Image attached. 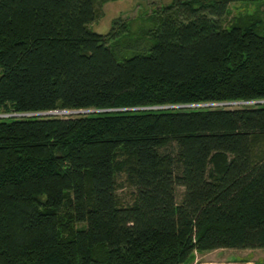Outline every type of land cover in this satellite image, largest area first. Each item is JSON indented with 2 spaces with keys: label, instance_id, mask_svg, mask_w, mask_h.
<instances>
[{
  "label": "trees",
  "instance_id": "16d2710c",
  "mask_svg": "<svg viewBox=\"0 0 264 264\" xmlns=\"http://www.w3.org/2000/svg\"><path fill=\"white\" fill-rule=\"evenodd\" d=\"M106 1L0 0V264L264 249V0Z\"/></svg>",
  "mask_w": 264,
  "mask_h": 264
},
{
  "label": "rangeland",
  "instance_id": "374dc122",
  "mask_svg": "<svg viewBox=\"0 0 264 264\" xmlns=\"http://www.w3.org/2000/svg\"><path fill=\"white\" fill-rule=\"evenodd\" d=\"M172 0H107L102 7V14L93 24V30L108 32L113 22L116 19L125 21L132 30H137L140 26L145 25L148 29L152 28V22L147 20L158 8L171 3ZM231 12L233 14L253 13L256 10H261L264 13V2L259 4L257 2H236L230 4ZM136 52L145 53L147 50H140L135 48L124 47L119 53L117 51L118 59H123L133 55ZM217 104V103H216ZM236 104V103H235ZM209 105V104H208ZM95 110H90L93 112ZM57 113H68L58 111ZM11 116V114L0 113V117ZM132 189L129 187L123 188L120 191L126 199L131 198ZM183 194V188L179 187L177 196L180 200ZM185 264H264V249H234V248H220L210 251L199 252L196 251L193 257Z\"/></svg>",
  "mask_w": 264,
  "mask_h": 264
},
{
  "label": "built area",
  "instance_id": "2783aa9c",
  "mask_svg": "<svg viewBox=\"0 0 264 264\" xmlns=\"http://www.w3.org/2000/svg\"><path fill=\"white\" fill-rule=\"evenodd\" d=\"M210 105H217V104H213V103H212V104H210ZM79 111H81V112H83V113H84V112H88L87 110H86V111H85V110H79Z\"/></svg>",
  "mask_w": 264,
  "mask_h": 264
},
{
  "label": "bare ground",
  "instance_id": "6f19581e",
  "mask_svg": "<svg viewBox=\"0 0 264 264\" xmlns=\"http://www.w3.org/2000/svg\"><path fill=\"white\" fill-rule=\"evenodd\" d=\"M57 113V112H56Z\"/></svg>",
  "mask_w": 264,
  "mask_h": 264
}]
</instances>
